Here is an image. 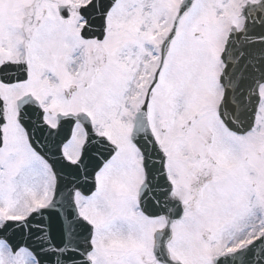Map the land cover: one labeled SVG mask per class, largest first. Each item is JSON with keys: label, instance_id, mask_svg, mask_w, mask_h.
I'll return each mask as SVG.
<instances>
[{"label": "snow or ice", "instance_id": "1", "mask_svg": "<svg viewBox=\"0 0 264 264\" xmlns=\"http://www.w3.org/2000/svg\"><path fill=\"white\" fill-rule=\"evenodd\" d=\"M0 264H264V0H0Z\"/></svg>", "mask_w": 264, "mask_h": 264}]
</instances>
